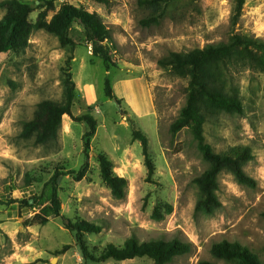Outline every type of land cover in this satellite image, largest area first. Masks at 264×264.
<instances>
[{"label":"rangeland","instance_id":"obj_1","mask_svg":"<svg viewBox=\"0 0 264 264\" xmlns=\"http://www.w3.org/2000/svg\"><path fill=\"white\" fill-rule=\"evenodd\" d=\"M20 1L31 4L29 20L37 26L43 11L39 0ZM53 1L56 9L67 3L101 18L111 33V42L105 43L111 62L105 66L92 56L84 27L74 23L69 31L76 90L72 114L92 116L96 132L86 147L87 126L73 122L70 129L62 117L58 140L41 146L21 139L20 132L38 103L63 100L61 69L68 50L35 28L24 52L0 54V264H154L147 258L85 262L64 220L101 226L99 233L83 235L96 254L130 237L140 242L177 238L193 248L170 264H227L211 254L222 242L238 243L264 263V72L242 50L205 67L207 85L243 107L242 114L207 116L205 142L215 154L243 162L244 173L254 182L242 185L226 171L218 174L214 194L219 206L209 215L196 209L201 194L195 184L208 164L190 128L170 132L191 91L188 70L178 73L160 65L170 53L224 45L234 35L264 43V0H244L235 25V0H176L158 7L140 5V0H108L105 5ZM161 13L157 24L141 23ZM3 15L0 10V19ZM106 79L117 105L104 96ZM134 131L147 138L151 175L140 142L132 139ZM99 153L110 160L116 176L127 180L123 200L114 199L102 181ZM85 162L88 171L81 181L72 175L58 179L62 218L23 226L33 212H23L19 202L39 196L56 170L77 173Z\"/></svg>","mask_w":264,"mask_h":264},{"label":"trees","instance_id":"obj_2","mask_svg":"<svg viewBox=\"0 0 264 264\" xmlns=\"http://www.w3.org/2000/svg\"><path fill=\"white\" fill-rule=\"evenodd\" d=\"M94 1L104 5L108 3V0ZM172 1L176 0H140L138 3L158 7L162 2L167 4ZM39 2L38 8L43 9V11L37 26H34L29 20V14L32 11L30 3L20 0L0 1V10L4 12L0 19V54L24 52L35 28L54 36L59 47L68 50L64 67L61 69L64 87L63 100L61 102L44 100L38 103L33 118L23 124L20 138L34 139V143L41 146L55 143L60 135L62 117L67 115L73 122L84 123L87 126L88 130L84 135L87 147L88 140L96 132L97 123L88 114L78 117L72 114L76 90L70 73L74 42L69 37V31L76 22L82 25L85 29V39L92 45V56L99 58L105 66L111 62L109 48L105 44L106 41L111 42V33L96 13L85 11L67 3L61 4L56 9L53 0H39ZM243 5L244 0H235L232 25L236 24ZM49 13L51 16L48 19ZM161 17L162 13L143 20L141 23L145 26L157 24ZM238 50L246 52V56L252 58L264 72V43L240 35H234L231 41L224 45L207 46L204 49L186 54L170 53L167 59L160 62V65L169 66L178 73H183L185 69L188 70L191 91L178 118L171 124L170 132L176 134L184 128H190L197 143V149L208 164L207 169L195 179V184L201 194L196 209L209 215L219 206L214 194L217 190L216 178L218 174L226 171L233 175L239 184L247 186L254 184L253 180L244 173L243 162L228 155L215 154L211 146L205 142L203 135V126L207 116L209 117L215 112L229 114H242L243 112V107L236 98L226 96L220 91L210 88L204 76L205 67L208 64L230 59ZM103 91L108 100L115 99L108 79L104 81ZM132 139L140 142L148 175H151L154 168L149 158L146 136L140 131H134ZM97 161L100 177L110 190L112 197L116 200H123L126 196L127 180L112 172V163L105 154L99 153ZM87 171V162L77 173L68 171L64 174L60 170H56L49 181L44 184L39 196L21 200L19 205L23 212H33L32 216L23 221V226H44L50 219L62 218L58 179L63 175H72L75 182H79L86 176ZM26 182L29 184L28 180ZM31 200L33 202L30 204ZM64 227L75 233L82 258L89 263H101L108 260L124 262L147 258L154 264H170L175 258L189 254L193 248L189 242H183L177 238L167 241L157 239L140 242L137 238L130 237L121 246L108 244L99 254H96L95 249L90 250L88 244L83 241V235L97 234L101 231V226L85 220L75 223L64 220ZM211 254L227 264H264L248 248L238 243L222 242L216 244L212 247ZM197 264L212 263L201 261Z\"/></svg>","mask_w":264,"mask_h":264},{"label":"crops","instance_id":"obj_3","mask_svg":"<svg viewBox=\"0 0 264 264\" xmlns=\"http://www.w3.org/2000/svg\"><path fill=\"white\" fill-rule=\"evenodd\" d=\"M135 116V115H134ZM64 117H66L68 120H65V123H66V125L71 129V128H73V126H74V123H73V121L67 116V115H64L63 116V118Z\"/></svg>","mask_w":264,"mask_h":264},{"label":"water","instance_id":"obj_4","mask_svg":"<svg viewBox=\"0 0 264 264\" xmlns=\"http://www.w3.org/2000/svg\"><path fill=\"white\" fill-rule=\"evenodd\" d=\"M113 102L117 105V101L114 99ZM33 201L31 200L30 201V204L32 203Z\"/></svg>","mask_w":264,"mask_h":264}]
</instances>
